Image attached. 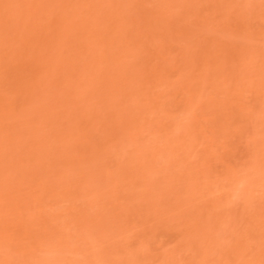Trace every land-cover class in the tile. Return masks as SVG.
Masks as SVG:
<instances>
[{"label":"rangeland","instance_id":"obj_1","mask_svg":"<svg viewBox=\"0 0 264 264\" xmlns=\"http://www.w3.org/2000/svg\"><path fill=\"white\" fill-rule=\"evenodd\" d=\"M0 229V264H264V0H0Z\"/></svg>","mask_w":264,"mask_h":264},{"label":"bare ground","instance_id":"obj_2","mask_svg":"<svg viewBox=\"0 0 264 264\" xmlns=\"http://www.w3.org/2000/svg\"><path fill=\"white\" fill-rule=\"evenodd\" d=\"M94 1H95V0H94ZM97 1H98V0H97ZM97 3H98V2H97ZM99 3H100V1H99ZM90 5H91V3H90ZM97 5H98V4H97ZM87 6H89V5H87ZM87 6H86V7H87ZM94 6H96V4H95ZM89 8H90V7H89ZM90 9L92 10L93 7H91ZM90 9H89V10H90ZM77 10H78V9H77ZM87 10H88V9H87ZM87 10H86V11H87ZM91 10H90V11H91ZM74 11H75V9H74ZM95 11H96V10H95ZM87 12H88V11H87ZM75 13H76V12H75ZM77 13H81V12H77ZM91 13H92V12H91ZM78 15H79V14H78ZM81 15H82V14H81ZM84 15H85V14H84ZM73 16H74V15H73ZM67 25H68V24H67ZM73 29H74V28H73ZM101 39H102V38H101ZM85 45H86V44H85ZM43 89H44V88H43ZM37 95H38V94H37ZM194 104H195V103H194ZM201 105H202V104H201ZM202 106H203V105H202ZM197 108H198V107H197ZM201 111H202V110H201ZM203 111H204V110H203ZM193 118H194V117H193ZM193 120H194V119H193ZM23 126H26V125L24 124ZM22 128H23V127H22ZM24 128H25V127H24ZM1 227L4 228V226H1ZM5 229H6V228H5ZM0 230L2 231V230H4V229H0ZM6 230H7V229H6ZM6 230H5V231H6ZM8 230H9V229H8ZM8 230H7V231H8ZM26 230H27V229H24V233H28V234H26L27 239H28V238L30 237V236H29L30 232H29L28 230H27V231H28V232H27ZM5 231H2V234H3V232H5ZM9 231H10V230H9ZM9 231H8V234H7V232H5L6 234H3V235H6L5 237H8V236H9V237H8L9 239H12V238H10V237H13V236H14L13 238H15V237H17V236H20V237H21L20 241H24V240H25V237L22 239V236L24 235V233H20V234H19V232L16 233V231H12V232H14L13 235H12V232H9ZM22 231H23V230H22ZM9 233H10L12 236L9 235ZM15 233H16L17 235H16ZM14 234H15V235H14ZM3 237H4V236H3ZM20 237H17V238H20ZM31 238H32V237H31ZM27 239H26V240H27ZM0 240H1V239H0ZM2 240H3V238H2ZM26 240H25V241H26ZM3 241H4V240H3ZM27 241H28V240H27ZM27 241H26V242H27ZM0 242H2V241H0ZM29 242H30V241H29ZM24 243H25V242H24ZM22 244H23V242H22ZM24 248H25V247H24Z\"/></svg>","mask_w":264,"mask_h":264}]
</instances>
